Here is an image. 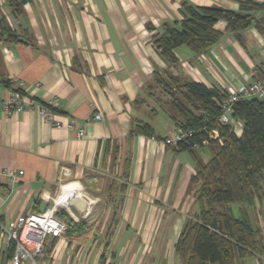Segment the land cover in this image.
<instances>
[{
  "label": "crops",
  "instance_id": "obj_1",
  "mask_svg": "<svg viewBox=\"0 0 264 264\" xmlns=\"http://www.w3.org/2000/svg\"><path fill=\"white\" fill-rule=\"evenodd\" d=\"M183 1L237 11L243 0H27L18 15L0 0V24L18 37L0 40V104L17 89L39 102L56 97L63 121L53 127L36 109L7 114L0 106V166L24 170L12 187L0 175V222L45 210L69 182H79L87 200L85 212L59 207L87 229L55 238L44 264H159L156 254L180 264L175 243L196 210V159L162 143L177 128L171 95L156 81L167 62L152 37L181 19ZM217 27L224 35L203 53L175 50L173 74L225 89L264 79V32L251 25L240 41L225 20ZM139 122L154 136L133 134ZM242 129L239 121L237 134ZM205 147L195 149L203 161L211 157ZM232 210L240 215L239 204ZM252 215L264 234V200ZM11 254L0 229V264H12Z\"/></svg>",
  "mask_w": 264,
  "mask_h": 264
},
{
  "label": "trees",
  "instance_id": "obj_2",
  "mask_svg": "<svg viewBox=\"0 0 264 264\" xmlns=\"http://www.w3.org/2000/svg\"><path fill=\"white\" fill-rule=\"evenodd\" d=\"M7 1L18 15L23 13L27 0ZM260 12H264V1L243 0L237 11L183 1L181 19L163 24L152 37V44L167 62L163 71L156 72V81L171 95L173 122L176 128L196 131L178 145L191 151L196 159L189 186V191L194 190L196 210L187 217L175 243L180 264H236L246 256L259 260L264 256L263 230L252 215L264 200V99L254 97L236 104L234 116L243 124L239 135L232 125L219 121V102L227 89L208 87L203 82L176 76L171 70L179 63L175 51L178 47L187 46L200 54L217 42L224 35L217 27L221 20L227 22L226 32L240 41L242 32L251 25L264 32V16H257ZM0 25V40L18 41L3 20ZM148 28L155 30L152 24ZM52 109L59 113L56 107ZM214 129L219 132L218 139L209 138ZM132 133L153 137L155 131L149 123L139 122ZM204 139L209 142L202 144ZM195 142L201 143L200 147L210 145L211 157L207 161L197 156ZM234 203L240 205L239 216L233 213ZM57 217L66 223L67 235H81L87 229L85 222L75 220L67 210L59 209ZM51 238L54 240L49 241ZM55 238L58 237L48 239L46 254L53 250ZM11 249L13 254V244Z\"/></svg>",
  "mask_w": 264,
  "mask_h": 264
},
{
  "label": "built area",
  "instance_id": "obj_3",
  "mask_svg": "<svg viewBox=\"0 0 264 264\" xmlns=\"http://www.w3.org/2000/svg\"><path fill=\"white\" fill-rule=\"evenodd\" d=\"M19 85L24 87L25 82L20 81ZM227 91L219 102L221 107L219 121L223 124L232 125L235 131L238 132L239 121L234 116L236 104L242 100L254 97L264 99V79L231 85ZM56 103V97L48 102H39L29 97L23 90H15L11 93L8 100L1 102L0 106L7 114L36 109L47 124L53 127H61L63 121L59 114L52 109ZM94 117L101 120L102 114L96 112ZM67 125L70 129L77 130L78 136L83 135V127L77 128L73 122H69ZM195 133L196 131L193 129L184 130L177 128L174 135L163 139L162 143L168 147L178 148L179 143L186 142ZM209 136L210 139H218L219 132L214 129L209 133ZM208 142L209 139H204L202 144H207ZM202 144L195 142L193 147L198 148ZM0 175L4 176L6 183L12 187L24 175V170L2 168L0 166ZM60 206L63 205H59L56 198L53 199V205L45 210L23 214L7 226L0 222V229L7 237L9 243L13 244L12 264H24L25 262L44 264V261L40 260L44 257L47 240L50 237H62L67 230L66 223L57 217V211Z\"/></svg>",
  "mask_w": 264,
  "mask_h": 264
},
{
  "label": "bare ground",
  "instance_id": "obj_4",
  "mask_svg": "<svg viewBox=\"0 0 264 264\" xmlns=\"http://www.w3.org/2000/svg\"><path fill=\"white\" fill-rule=\"evenodd\" d=\"M84 190V189H83ZM72 194L81 195L82 194V186L79 182H69L63 184L60 190V195L57 198V203L59 205H68V200L72 196Z\"/></svg>",
  "mask_w": 264,
  "mask_h": 264
},
{
  "label": "rangeland",
  "instance_id": "obj_5",
  "mask_svg": "<svg viewBox=\"0 0 264 264\" xmlns=\"http://www.w3.org/2000/svg\"><path fill=\"white\" fill-rule=\"evenodd\" d=\"M204 149H205L204 151L207 152V154H209V155L211 154V149H209V147H205ZM236 205H237V203H234L232 205V208H234ZM63 206H65V205H63ZM47 242H48V240H47ZM45 257H46V254H45ZM148 258H150V257H148ZM155 258L157 259V261H158L159 264H174V262H172V259L171 258H167L166 259L165 256H163V259H162L161 256H157V254H156L155 255ZM263 258H264V256H263ZM149 260L150 259H147V263L146 264H148ZM176 264H178V261H177ZM236 264H260V261H259V257H256V256H246L243 260H240Z\"/></svg>",
  "mask_w": 264,
  "mask_h": 264
},
{
  "label": "water",
  "instance_id": "obj_6",
  "mask_svg": "<svg viewBox=\"0 0 264 264\" xmlns=\"http://www.w3.org/2000/svg\"><path fill=\"white\" fill-rule=\"evenodd\" d=\"M67 204L69 207H74L80 212H85L87 208V200L82 195L72 194Z\"/></svg>",
  "mask_w": 264,
  "mask_h": 264
}]
</instances>
